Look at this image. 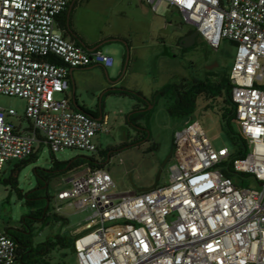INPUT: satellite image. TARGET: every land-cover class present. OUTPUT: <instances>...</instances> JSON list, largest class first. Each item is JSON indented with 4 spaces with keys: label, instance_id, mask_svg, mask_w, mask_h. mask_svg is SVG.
Returning a JSON list of instances; mask_svg holds the SVG:
<instances>
[{
    "label": "built area",
    "instance_id": "obj_1",
    "mask_svg": "<svg viewBox=\"0 0 264 264\" xmlns=\"http://www.w3.org/2000/svg\"><path fill=\"white\" fill-rule=\"evenodd\" d=\"M70 1L0 0V96L26 102L23 118L0 107V177L44 145L53 153H96L95 138L110 131L109 116L76 110L67 95L72 69L115 63L101 49L89 51L64 35L58 19ZM146 3L154 11L163 4L177 10L213 50L224 40L236 45L229 76L250 150L232 160L228 148L216 150L192 121L175 134L176 163L165 186L117 195L105 168L83 167L54 195L78 211H92L76 235L78 263L264 264V0ZM230 169L234 176L225 173ZM249 178L254 185L241 187ZM17 260L18 245L0 223V264Z\"/></svg>",
    "mask_w": 264,
    "mask_h": 264
},
{
    "label": "rangeland",
    "instance_id": "obj_2",
    "mask_svg": "<svg viewBox=\"0 0 264 264\" xmlns=\"http://www.w3.org/2000/svg\"><path fill=\"white\" fill-rule=\"evenodd\" d=\"M227 2V0H225ZM143 8L141 7V3ZM163 4L154 11L146 0H78L71 14V26L88 42H105L111 38H124L133 46L132 53L138 58L126 70L124 66L128 47L121 42H108L101 50L114 58L115 63L107 69L111 82L99 77L89 78L88 83L107 85V88H127L141 91L151 99L154 93L164 85L184 80H219L220 76L230 73L237 55V47L229 40H224L218 50H213L201 39L192 47L181 46V38L194 27L185 22L183 16L175 9ZM131 50V48H129ZM131 53V52H129ZM166 53V57L162 56ZM217 65V66H215ZM210 66H214L209 69ZM103 72L105 70L102 69ZM107 90V89H106ZM105 91V90H104ZM99 94L86 95L88 100L105 104L106 115L109 116V132L99 134L94 142L99 150L117 149L123 142L133 141L137 133L128 126L127 118L131 114L136 101L129 97ZM169 99L158 100L151 119V138L138 144L115 150L105 169L111 174L117 195L131 192H142L155 185L161 187L170 183L171 168L176 163L173 149L176 132L187 123L198 121L216 150L228 148L232 153L235 147L226 133L222 115L216 105L200 97L196 111L186 118H174L168 113ZM0 107L14 109L20 117L25 116L26 102L17 97L0 96ZM17 122V121H14ZM27 125L28 122L25 121ZM240 131L238 122L235 124ZM123 136V141H122ZM78 149H65L53 153L44 145L37 153L36 163L24 168L20 174L19 188L25 193L36 187L35 170H50L54 161L66 162L82 156H98ZM170 157L165 167L162 164ZM16 163L6 167L2 179H7ZM84 168L69 171L51 178L49 191L52 195L67 189L71 178L82 174ZM159 176V180L157 177ZM252 178L240 186H253ZM61 206L60 212L56 208ZM29 212L26 199H19L15 189L0 183V223L4 228H21L22 218ZM51 212L58 213L59 222L50 220V224L37 230V242L51 236L76 237L85 227L92 211H78L63 204L55 198L51 203ZM38 227H40L38 225ZM54 262L79 264L76 254L70 250L57 251Z\"/></svg>",
    "mask_w": 264,
    "mask_h": 264
},
{
    "label": "trees",
    "instance_id": "obj_3",
    "mask_svg": "<svg viewBox=\"0 0 264 264\" xmlns=\"http://www.w3.org/2000/svg\"><path fill=\"white\" fill-rule=\"evenodd\" d=\"M74 8V7H73ZM70 6L59 17L58 25L67 37L69 30H73L70 21L68 23V14ZM125 40V39H123ZM128 42L127 40H125ZM80 45L79 42L76 41ZM98 44L87 46L94 48ZM131 48L130 43H128ZM127 54L125 55L124 65L126 62ZM52 62L60 63L57 59H51ZM233 85L230 76H220L219 80L214 81L210 78L205 80H184L182 82H171L164 85L157 90L151 99L147 98L141 91L130 90L127 88L110 89L107 91L106 96L116 95L122 97H129L136 101L131 114L127 118V124L137 133L136 138L131 142H123L117 149L99 150L98 156H82L77 159L58 162L54 161L53 167L50 170L37 168L35 170L36 187L33 191L25 193L24 190L19 188L20 174L24 168L34 164L38 160V156L32 155L30 158L20 161L15 164L10 171L7 179L0 177V183L10 186L15 189L19 199H26V207L29 212L23 216L21 228H8L9 234L14 238L18 245V263L17 264H66L65 262H54L55 253L57 251L70 250L76 254L75 239H70L66 236H51L47 237L44 241L37 242V230H43L44 227L50 224L53 219L56 222L65 220L60 217L58 213L51 212V203L54 199L49 191L47 184L50 183L52 177L81 169L89 166L94 169L105 168L108 164L109 151L122 150L138 144L143 140H150L151 138V119L154 114V108L160 98L169 99L168 113L174 118H186L191 116L197 109L198 100L203 97L205 100L210 101L212 105H216L222 115L223 126L232 141L235 150L232 152L231 159L244 158L249 153V144L241 131H237L235 124L237 120V107L233 101L232 96ZM86 112L85 110H83ZM229 176H234V170L230 169L229 172L225 171ZM38 225L40 227H38Z\"/></svg>",
    "mask_w": 264,
    "mask_h": 264
},
{
    "label": "crops",
    "instance_id": "obj_4",
    "mask_svg": "<svg viewBox=\"0 0 264 264\" xmlns=\"http://www.w3.org/2000/svg\"><path fill=\"white\" fill-rule=\"evenodd\" d=\"M78 0H71L70 1V9H69V14H68V23L70 21V14H72V8L76 5ZM167 7V6H166ZM68 39L74 41V42H79L82 41L84 42L87 46L95 45V44H100V42H88L76 29L73 28V30H69V34L67 36ZM124 39V38H120ZM81 45V44H80ZM97 45V46H98ZM90 48V47H89ZM133 46L131 45V50H130V56L128 59L127 63V68L128 70L131 67L132 62H134L138 58V53H132ZM166 53H163L162 56L165 58ZM127 62V58H126ZM125 62V65H126ZM124 65V66H125ZM104 68L99 65H92L86 68H77V69H72L70 73V81H71V88L68 90L67 95L70 98L74 108L76 110L83 111L85 110L87 114L92 116L93 118L96 119H102L105 115V104L104 102L96 103L94 100H88L86 97L87 94L90 92L94 95L102 93L104 90V96H106L107 91H109L112 88H107V85H102L98 83H88V79L94 77L96 78H103V80H106L110 82L106 76V73L102 71ZM107 89V90H106ZM61 97V96H59ZM84 112V111H83Z\"/></svg>",
    "mask_w": 264,
    "mask_h": 264
},
{
    "label": "water",
    "instance_id": "obj_5",
    "mask_svg": "<svg viewBox=\"0 0 264 264\" xmlns=\"http://www.w3.org/2000/svg\"><path fill=\"white\" fill-rule=\"evenodd\" d=\"M141 4V7L143 8V4H142V2H140ZM197 37H199V32L197 31V30H194L193 31V33L191 34V40L194 42L195 41V39L197 38ZM188 40L185 38V39H183V41L182 42H187ZM108 42H121V43H124L127 47H128V43L125 41V40H123V39H120V38H111V39H109V40H107V41H105V42H102V43H100L98 46H96V47H94V48H88L87 47V45L84 43V42H82V41H80V44L83 46V47H85V48H87L89 51H95V50H97V49H101V47L103 46V45H105L106 43H108ZM192 45V44H191ZM191 45H187V44H184V46L185 47H189V46H191ZM130 49H129V47H128V53H127V62H126V65H125V67L127 68V63H128V59H129V56H130ZM215 66H217V65H215ZM214 66H210L209 67V69H212ZM104 68V67H103ZM104 70H105V73H106V76H107V78H108V80L111 82V80H110V78H109V75H108V72H107V68H104ZM112 89H115V88H112ZM122 141H123V136H122ZM169 159H170V157H168V159H166V161H164V163L162 164V167H165L166 166V164L168 163V161H169ZM159 176L160 175H158V177H157V180H159ZM157 187V185H155L154 187H152V188H150V189H147V190H143V191H149V190H151V189H154V188H156Z\"/></svg>",
    "mask_w": 264,
    "mask_h": 264
},
{
    "label": "flooded vegetation",
    "instance_id": "obj_6",
    "mask_svg": "<svg viewBox=\"0 0 264 264\" xmlns=\"http://www.w3.org/2000/svg\"><path fill=\"white\" fill-rule=\"evenodd\" d=\"M193 31H194V30H191V31L187 32V33L181 38V46L185 47L184 44H187V45H191V44H192V45L190 46V47H192L194 44H196V43L199 42V40H200L199 37H197V38L195 39L194 42L191 40V34L193 33ZM185 38L188 40L186 43H185V42H182L183 39H185ZM111 154H113V152H112V151H109V157H110ZM110 159H111V158H108V162H107V163H109ZM47 187H49V184H47Z\"/></svg>",
    "mask_w": 264,
    "mask_h": 264
}]
</instances>
